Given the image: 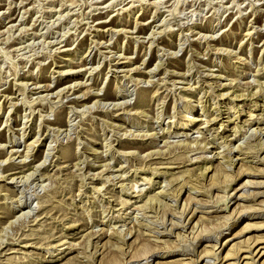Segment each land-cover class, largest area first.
<instances>
[{
    "label": "rangeland",
    "instance_id": "374dc122",
    "mask_svg": "<svg viewBox=\"0 0 264 264\" xmlns=\"http://www.w3.org/2000/svg\"><path fill=\"white\" fill-rule=\"evenodd\" d=\"M0 18V264H264V0Z\"/></svg>",
    "mask_w": 264,
    "mask_h": 264
},
{
    "label": "bare ground",
    "instance_id": "6f19581e",
    "mask_svg": "<svg viewBox=\"0 0 264 264\" xmlns=\"http://www.w3.org/2000/svg\"><path fill=\"white\" fill-rule=\"evenodd\" d=\"M19 3V2H18ZM156 6V5H155ZM72 7V6H71ZM159 7V6H158ZM1 19V18H0ZM2 20V19H1ZM3 21V20H2ZM147 22V21H146ZM177 23V22H176ZM3 24V23H2ZM217 27V26H216ZM126 31V30H125ZM251 33V32H250ZM68 51V50H67ZM232 53V52H231ZM125 58V57H124ZM67 59V58H66ZM132 71V70H131ZM68 73V72H67ZM63 74V73H62ZM37 78V77H36ZM94 81H96V80H94ZM97 82V81H96ZM95 82V83H96ZM81 84V83H80ZM76 85V84H75ZM75 85L73 86V88H71V89H68L67 91H66V93L67 92H70V91H72V89L74 90V87H75ZM46 88H48V89H50V87H51V85H44ZM72 86V85H71ZM70 86V87H71ZM43 87V86H42ZM90 87V86H89ZM76 88V87H75ZM91 89V88H90ZM51 90V89H50ZM59 90V94H62L61 92L63 91V89L61 88V90L60 89H58ZM88 92H89V90H88ZM75 93V92H74ZM107 95V94H106ZM116 95V94H115ZM47 96V95H46ZM86 96V95H85ZM44 98H45V96H43ZM60 97V96H59ZM83 97V96H82ZM106 97V96H105ZM108 97H110V95L108 96ZM107 98V97H106ZM17 102V101H16ZM52 105V104H51ZM86 105V104H85ZM117 105H119V104H117ZM114 107H116V106H114ZM121 107V106H120ZM76 111V110H75ZM90 112V111H89ZM80 115V114H79ZM189 119V118H188ZM193 121H195V120H197V119H194V118H191ZM190 120V119H189ZM208 122V121H207ZM190 125V124H189ZM264 140V139H263ZM120 144V143H119ZM121 145V144H120ZM30 155V154H29ZM25 162V161H24ZM39 166V165H38ZM255 209V208H254ZM219 241V240H218ZM257 241H259V243H261V242H264V239L262 240V238H261V240H257ZM256 243V242H255ZM70 244V243H69ZM253 245H251V247H252ZM214 248V247H213ZM262 248H264V246H262ZM210 251V250H209ZM250 251H251V248H250ZM262 251V250H261ZM262 253V252H261ZM263 253H264V251H263ZM215 254H216V252H215ZM227 255H229V256H231V253H229V254H227ZM227 255H226V257H227ZM217 256H218V254H217ZM228 256V257H229ZM60 257V256H59ZM244 257H249V256H244Z\"/></svg>",
    "mask_w": 264,
    "mask_h": 264
}]
</instances>
